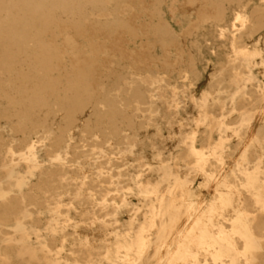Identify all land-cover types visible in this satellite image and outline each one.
<instances>
[{
  "label": "bare ground",
  "instance_id": "1",
  "mask_svg": "<svg viewBox=\"0 0 264 264\" xmlns=\"http://www.w3.org/2000/svg\"><path fill=\"white\" fill-rule=\"evenodd\" d=\"M0 264H264V0H0Z\"/></svg>",
  "mask_w": 264,
  "mask_h": 264
},
{
  "label": "rangeland",
  "instance_id": "2",
  "mask_svg": "<svg viewBox=\"0 0 264 264\" xmlns=\"http://www.w3.org/2000/svg\"><path fill=\"white\" fill-rule=\"evenodd\" d=\"M202 47H203V49H207L208 43H203ZM206 54H207L206 55V57H207V62H206L207 70L206 71L208 73L212 70L213 66L217 63L219 56L216 53H212V51H210V50Z\"/></svg>",
  "mask_w": 264,
  "mask_h": 264
}]
</instances>
